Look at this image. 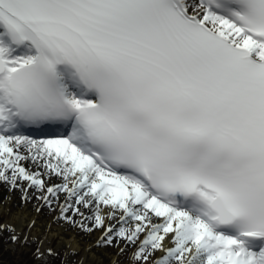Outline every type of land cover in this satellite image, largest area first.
<instances>
[{
    "label": "snow or ice",
    "instance_id": "1",
    "mask_svg": "<svg viewBox=\"0 0 264 264\" xmlns=\"http://www.w3.org/2000/svg\"><path fill=\"white\" fill-rule=\"evenodd\" d=\"M0 185L37 264H264V0H0Z\"/></svg>",
    "mask_w": 264,
    "mask_h": 264
},
{
    "label": "bare ground",
    "instance_id": "2",
    "mask_svg": "<svg viewBox=\"0 0 264 264\" xmlns=\"http://www.w3.org/2000/svg\"><path fill=\"white\" fill-rule=\"evenodd\" d=\"M35 203H29L27 206H24L21 201V196L15 195L14 192H9L5 186L0 185V217L7 213L6 221H9L14 224H20L24 231H27V220L34 218L36 216L34 210ZM47 212V211H46ZM45 212V213H46ZM42 215L39 219V226L33 230L34 235H42L45 231V227L50 219V215ZM9 248L15 249V246L12 245V242L7 243ZM122 257V256H121ZM119 259L121 262H126L121 260L120 256L117 257L115 251L109 250L105 252L101 257L103 263H113ZM90 260H95V257H90ZM4 263V259L0 257V264Z\"/></svg>",
    "mask_w": 264,
    "mask_h": 264
},
{
    "label": "rangeland",
    "instance_id": "3",
    "mask_svg": "<svg viewBox=\"0 0 264 264\" xmlns=\"http://www.w3.org/2000/svg\"><path fill=\"white\" fill-rule=\"evenodd\" d=\"M16 197L17 195H21L20 192L16 191L14 192ZM46 215H49V213H45ZM7 213H5V216L0 217V222H4L7 219ZM6 235L3 237H0V257L4 259L3 264H37V262L33 259L32 256V250L35 248V245L32 246V249L29 248H19L15 247V249H11L8 246V242H6ZM53 246H55V241L53 243ZM121 260L126 261L127 257L120 256ZM94 264H100L99 261L93 260ZM48 264H60L58 260L53 261L51 258L48 259ZM103 264H113V263H103Z\"/></svg>",
    "mask_w": 264,
    "mask_h": 264
}]
</instances>
